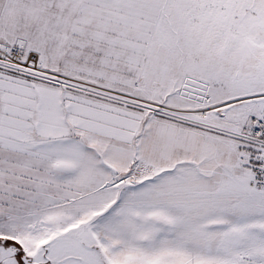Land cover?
<instances>
[{"label": "snow or ice", "instance_id": "snow-or-ice-1", "mask_svg": "<svg viewBox=\"0 0 264 264\" xmlns=\"http://www.w3.org/2000/svg\"><path fill=\"white\" fill-rule=\"evenodd\" d=\"M0 264H264V0H0Z\"/></svg>", "mask_w": 264, "mask_h": 264}]
</instances>
